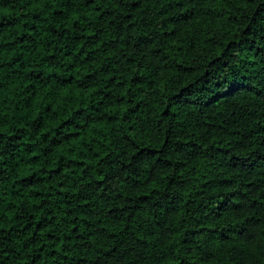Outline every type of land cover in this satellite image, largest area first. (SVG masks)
Returning a JSON list of instances; mask_svg holds the SVG:
<instances>
[{"label": "trees", "instance_id": "trees-1", "mask_svg": "<svg viewBox=\"0 0 264 264\" xmlns=\"http://www.w3.org/2000/svg\"><path fill=\"white\" fill-rule=\"evenodd\" d=\"M0 264H264V0H0Z\"/></svg>", "mask_w": 264, "mask_h": 264}]
</instances>
